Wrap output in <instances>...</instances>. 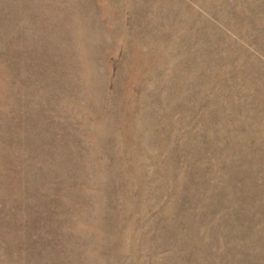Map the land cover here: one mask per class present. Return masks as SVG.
I'll return each mask as SVG.
<instances>
[{
  "label": "rangeland",
  "instance_id": "1",
  "mask_svg": "<svg viewBox=\"0 0 264 264\" xmlns=\"http://www.w3.org/2000/svg\"><path fill=\"white\" fill-rule=\"evenodd\" d=\"M0 264H264V0H0Z\"/></svg>",
  "mask_w": 264,
  "mask_h": 264
}]
</instances>
